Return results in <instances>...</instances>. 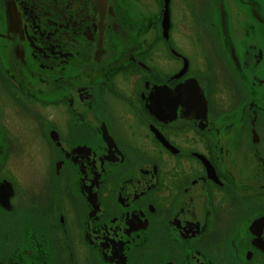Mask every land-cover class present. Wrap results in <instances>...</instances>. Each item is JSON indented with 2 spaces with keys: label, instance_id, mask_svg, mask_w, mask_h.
Here are the masks:
<instances>
[{
  "label": "flooded vegetation",
  "instance_id": "1",
  "mask_svg": "<svg viewBox=\"0 0 264 264\" xmlns=\"http://www.w3.org/2000/svg\"><path fill=\"white\" fill-rule=\"evenodd\" d=\"M0 85V264H264V0H0Z\"/></svg>",
  "mask_w": 264,
  "mask_h": 264
},
{
  "label": "rangeland",
  "instance_id": "2",
  "mask_svg": "<svg viewBox=\"0 0 264 264\" xmlns=\"http://www.w3.org/2000/svg\"><path fill=\"white\" fill-rule=\"evenodd\" d=\"M178 17V15H177ZM179 37H181V34H178ZM173 41L175 44H178V39H175L173 35ZM186 50L188 51H183L187 54V56L190 59V62H193L194 59V53L192 50H190L189 47L184 46ZM156 49L163 51L161 49L160 45L156 47ZM173 64V63H172ZM7 95H10L12 98V93L9 92L6 88H3L0 85V121H4V118H7L10 115V128L11 130L8 132L9 140L11 142L12 147L14 146L17 148L15 152H18L19 150H28L31 148L32 143L36 145V148L33 147L31 150L35 151V154L37 156L36 164H35V176L38 174L39 176L42 175V171L46 169L48 166V151L40 138L38 134L36 133L35 129L32 127L28 126L30 121L25 118V111L29 107L30 102H25L23 100L19 99V105H20V110H24L21 113L24 114H19L16 112H12L8 108V104L6 102V98L8 97ZM27 114V113H26ZM22 117H24L22 119ZM11 148V147H10ZM14 155L8 156V159L4 165L3 172L11 177V179L14 181L16 185L19 184L17 180L15 179V174L12 172L10 166H11V159ZM30 158L23 157L19 159L16 162V165H23L25 169H28L29 167L31 168L33 165V156L29 155ZM15 165V166H16ZM17 190L19 191V188L17 187Z\"/></svg>",
  "mask_w": 264,
  "mask_h": 264
},
{
  "label": "water",
  "instance_id": "3",
  "mask_svg": "<svg viewBox=\"0 0 264 264\" xmlns=\"http://www.w3.org/2000/svg\"><path fill=\"white\" fill-rule=\"evenodd\" d=\"M162 25L164 26V24L166 23V15H165V13H164V11H163V13H162ZM41 52V51H40ZM165 97V96H164ZM162 98V97H161ZM164 99V98H163ZM166 99H168V98H166ZM166 101V100H165ZM166 103L168 104V101H166ZM175 104H173V106H174Z\"/></svg>",
  "mask_w": 264,
  "mask_h": 264
}]
</instances>
